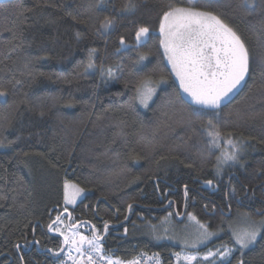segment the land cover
Here are the masks:
<instances>
[{
	"label": "trees",
	"instance_id": "16d2710c",
	"mask_svg": "<svg viewBox=\"0 0 264 264\" xmlns=\"http://www.w3.org/2000/svg\"><path fill=\"white\" fill-rule=\"evenodd\" d=\"M127 2L0 0V89L8 93L0 97V264H22L21 257L23 264H56L62 256L46 249L61 248L62 238L48 230L60 213L65 222L71 214L68 225L81 222L78 230L88 237L95 226L105 253L124 261L139 252L158 253L162 264H174V253L182 249L165 229H182L187 213L218 233L211 245L232 246L230 228L241 214L261 218L264 11L249 14L238 7L240 0L195 3L243 37L252 61L239 94L221 106L218 118L205 110L189 123L190 103L165 62L159 35L166 6H184L185 0H135V9L125 11ZM105 17L113 24L102 29ZM140 27L150 33L137 45ZM121 38L126 49H120ZM90 49H96V67L85 72ZM144 53L146 59L136 63ZM161 75L168 82L140 108L134 98L138 83ZM177 91L183 99L173 103ZM209 119L224 139L230 133L244 142L238 160L220 165L219 172L220 150L208 147L201 128ZM66 181L86 195L64 212ZM176 213L184 215L182 221ZM36 240L39 245L25 247ZM261 245L264 240L245 250L247 264H264ZM240 258L239 251L230 257L232 264Z\"/></svg>",
	"mask_w": 264,
	"mask_h": 264
},
{
	"label": "snow or ice",
	"instance_id": "6c2138e0",
	"mask_svg": "<svg viewBox=\"0 0 264 264\" xmlns=\"http://www.w3.org/2000/svg\"><path fill=\"white\" fill-rule=\"evenodd\" d=\"M196 2L198 0H187L190 5L188 7H177L173 4H168L166 6L167 10L163 11L159 23L160 46L164 49V56L179 81V89L187 94L191 101L189 107H191L192 111L186 114L189 123L193 122L192 117L204 115L205 110L215 112L218 118V110L221 106L225 103H230L231 99L234 98V94H239L242 82H246V76L250 72L252 61V56L243 37L229 24L225 23L220 15L197 8L195 6ZM208 2L210 5L212 0H208ZM135 7V0H128L124 10L131 11ZM238 7L249 14L257 9L264 11V0H258V2L257 0H240ZM17 14L23 15L20 11H17ZM112 24L113 19L105 17L100 27L107 29ZM8 30L11 31V29ZM262 31H264V25H262ZM149 33L150 29L148 27H140L136 32L137 43L143 42ZM121 44H124L123 38H121ZM95 52L96 49L89 50L88 62L84 68L85 72L96 67L92 60ZM147 55L146 53L140 54L136 63L145 60ZM260 63L264 65V54L260 57ZM154 71L162 70L155 69ZM109 75L111 76V71ZM167 82V78L164 75H161L155 81L149 76L138 83L134 98L139 100L140 104L148 106V101L152 99L153 94L156 92V87ZM7 95L6 91L0 89V97L6 98ZM182 99L178 91L174 97L170 96V100L173 103ZM172 115L175 116L176 114L173 113ZM184 115L181 114L182 119ZM201 128L207 137L208 147L210 149H220V155L217 157L218 172L220 165L238 160L239 153L242 151L240 145L244 143L243 141L237 143L231 138L230 133L228 138L224 139L218 125L212 119L203 123ZM222 145L227 147H222ZM206 183L211 185L212 181L209 180ZM245 189H247V185H245ZM64 190L66 204H75L77 197L84 191L82 188L67 181L65 182ZM235 191V188H233L232 193L235 194ZM185 196H187V186H185ZM171 203L169 202V206H171ZM132 207L131 204L128 205L129 211H131ZM230 207L229 205V210ZM67 211L68 209L65 208L64 212ZM256 212L261 216L260 219H253L250 214L243 213L241 214V220L245 226L242 228L230 226V239L234 242L232 246L224 244L215 252L209 250L204 254L202 260L207 261L208 264H232L230 257L233 256L234 252L239 251L241 258L237 260V264H247V261L243 259L245 250H253L257 244L264 240V214H262L264 210L257 209ZM63 215V213L58 214L55 220L48 225L49 232L58 233L59 236L63 237L61 248L56 252L52 249H46V251L52 252L53 255H65L66 260L61 261V264H67L68 261H71L72 264H141L138 259L124 261L120 258H113L112 255H105L103 237L96 231L95 226L92 228L93 235L91 238L78 234L75 231L76 225L70 226V233L64 231L60 227L63 224ZM68 215L69 220H71V214L69 213ZM176 215L180 216L181 214L176 213ZM171 216L172 213H169L165 221ZM187 216L189 221L195 222V229L193 233L181 239L182 247L187 246L196 249L198 245L206 244L218 234L209 231L208 225L200 222L192 213H187ZM127 219L128 217L125 216V220ZM108 226V222H105V232ZM125 233H127V229H125ZM160 238L159 236L156 237V239ZM29 243L39 245L40 241H26L25 247ZM65 246L70 249L67 253L63 251ZM15 247L19 250L21 245L17 243ZM73 251L76 253L75 256L72 254ZM260 254L264 256V245H261ZM174 255L178 261L181 259L180 252L174 253ZM158 256L159 254L157 253L152 257V259L157 260V264H159ZM182 259L185 264H194L201 258L198 253H193L183 255ZM21 262L23 264V257H21Z\"/></svg>",
	"mask_w": 264,
	"mask_h": 264
},
{
	"label": "rangeland",
	"instance_id": "374dc122",
	"mask_svg": "<svg viewBox=\"0 0 264 264\" xmlns=\"http://www.w3.org/2000/svg\"><path fill=\"white\" fill-rule=\"evenodd\" d=\"M198 1H202V0H198ZM185 5L184 6H177V7H188V6H190L189 5V3H187V0H185ZM160 35V34H159ZM147 38V37H146ZM146 38H145V40H146ZM160 39H161V37H160ZM144 40V41H145ZM143 41V42H144ZM143 42H141V43H143ZM141 43H139V44H141ZM135 44H137L138 45V43H137V41H136V37H135ZM128 46L127 45H125V44H121V46H120V49H126ZM162 50H163V54H164V49L162 48ZM164 58H165V62H166V64L170 67V69H171V72H172V68H171V65L170 64H168V62H167V59H166V57L164 56ZM172 75H173V78H174V80L176 81V83H177V86H178V88H179V81L176 79V77H175V74L172 72ZM157 88V87H156ZM180 90V89H179ZM180 92H181V95L189 102V103H191V101H190V98L189 97H187V94H185V93H183V91L182 90H180ZM153 96H154V94H153ZM153 96H152V99H153ZM152 99L151 100H149L148 101V105L150 104V102L152 101ZM138 104H139V106H140V108H142V109H144V108H146L147 106H144V105H142V104H140V102H139V100H138ZM222 147H227L226 145H222ZM216 149H218V148H216ZM218 150H220V149H218ZM230 162V161H229ZM228 162V163H229ZM225 164H227V163H225ZM67 182H69L70 184H73V185H76V186H78L76 183H74V182H70V181H67ZM64 185H65V182H64V184H63V202H64V205L66 206V208H69V207H72V206H74L76 203H78L80 200H82L83 198H84V196L86 195V191L84 190L82 193H81V195L79 196V197H77V199H76V203L75 204H66L65 203V200H64V195H65V190H64ZM79 187V186H78ZM79 188H81V187H79ZM63 214H65V213H63ZM182 215V214H181ZM180 215V216H181ZM251 216V215H250ZM183 217H184V215H182L181 216V218L180 219H178L179 221H182L183 220ZM253 219H255L253 216H251ZM186 220H187V224H185L184 225V227L181 229V228H178V229H167V231H165V236H166V238H167V236H171L172 238L173 237H175V238H173V239H175V242L176 243H179L180 245H181V239H183L185 236H188L190 233H193L194 232V229H195V222H193V221H189V219H188V216H186ZM256 220H258V219H256ZM68 221V220H67ZM71 225H68L67 224V222H65V220L63 219V224L62 225H60V227L64 230V231H66V232H71V227H70ZM80 226H82L81 224H78L77 226H76V229H75V231L78 233V234H80V235H85V236H87L86 234H84L82 231H80V230H78V228L80 227ZM245 226V224L243 223V221L241 220V218H239L238 220H236L235 221V223H234V225L232 226V227H236V228H242V227H244ZM170 230H174V231H170ZM176 230H178V231H176ZM230 231H231V228H230ZM170 232H173V233H170ZM174 232L176 233L177 232V235L176 234H174ZM55 233V232H54ZM231 233V232H230ZM56 234H58V233H56ZM59 235V234H58ZM218 235H216V236H214V237H212L211 239H210V241L209 242H207L206 244H204V245H198L197 246V248L196 249H192L191 247H187V246H183L182 247V245H181V248L182 249H180L178 252H180L181 253V259L178 261L177 260V258H176V256L174 255V264H185V262L183 261V259H182V257H183V255H185V254H193V253H198L199 254V257L201 258L200 260H198V261H196V262H194V264H208V262L207 261H203L202 260V258H203V256H204V254H206L209 250H212L213 252H215L218 248H220V246L221 245H211V242L214 240V239H216V238H218L217 237ZM88 237V236H87ZM78 238V237H77ZM88 238H91V237H88ZM169 238V237H168ZM170 239V238H169ZM170 240H172V239H170ZM209 244H210V248H209ZM206 245H208V247H207V249H205L204 251H202V252H199L198 250L200 249V248H204V246H206ZM68 251H70V249L66 246V249H65V253H67ZM141 253H144V252H139V254L134 258V259H138V260H140L141 261V264H153V262H154V260H155V264H157V260L156 259H152V257H153V255H151L150 257H147V256H144V254H141ZM72 254L75 256L76 255V253L73 251L72 252ZM104 254L105 255H111V254H108V253H105L104 252ZM64 257H66V256H64ZM113 258H116V257H114L113 256ZM218 259V258H217ZM133 260V259H132ZM158 260H159V264H162V261H161V259H160V257H158ZM62 261H64V260H62ZM71 262V261H70ZM56 264H58V263H56ZM67 264H72V262L71 263H67Z\"/></svg>",
	"mask_w": 264,
	"mask_h": 264
},
{
	"label": "built area",
	"instance_id": "2783aa9c",
	"mask_svg": "<svg viewBox=\"0 0 264 264\" xmlns=\"http://www.w3.org/2000/svg\"><path fill=\"white\" fill-rule=\"evenodd\" d=\"M138 254H139V253H138ZM138 254H137V255H138ZM141 254H144V256L150 257L151 255H154V254H156V253H147V252H144V253H141ZM137 255H136V256H137ZM64 256H65V255H63V257H62L61 259H59L56 263L61 264V261H62V260L65 261V260H66V257H64ZM136 256H135V257H136ZM135 257H134V258H135ZM158 257H160V259H161V256H160V255H159ZM116 258H117V257H116ZM134 258H133V259H134ZM131 260H132V259H131ZM128 261H129V260H128ZM67 263H71V262L68 261ZM153 264H155V260H154Z\"/></svg>",
	"mask_w": 264,
	"mask_h": 264
},
{
	"label": "water",
	"instance_id": "95a60500",
	"mask_svg": "<svg viewBox=\"0 0 264 264\" xmlns=\"http://www.w3.org/2000/svg\"><path fill=\"white\" fill-rule=\"evenodd\" d=\"M242 84H243V82H242ZM68 214H69V213L67 212V215H68ZM182 215H183V214H182ZM182 215H181V216H182ZM227 215H228V214H227ZM68 216H69V215H68ZM181 216H179V217L181 218ZM179 217H178V219H180ZM75 225L77 226L78 224H75ZM58 236H59V235H58ZM60 237H61V236H60ZM61 238L63 239V237H61ZM35 245H37V244H35ZM21 247H22V246H21ZM65 247H66V246H65ZM65 247H64V249H65ZM64 249H63V250H64Z\"/></svg>",
	"mask_w": 264,
	"mask_h": 264
},
{
	"label": "flooded vegetation",
	"instance_id": "af4514ba",
	"mask_svg": "<svg viewBox=\"0 0 264 264\" xmlns=\"http://www.w3.org/2000/svg\"><path fill=\"white\" fill-rule=\"evenodd\" d=\"M251 203V202H250ZM69 216H68V221H67V224H69ZM76 224H81V225H83L82 223H76ZM75 225V224H74ZM63 240V239H62Z\"/></svg>",
	"mask_w": 264,
	"mask_h": 264
}]
</instances>
